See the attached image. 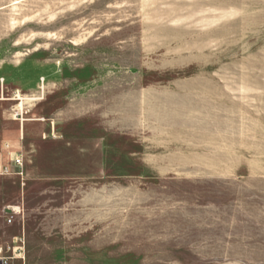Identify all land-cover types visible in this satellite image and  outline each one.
Masks as SVG:
<instances>
[{
  "label": "rangeland",
  "instance_id": "374dc122",
  "mask_svg": "<svg viewBox=\"0 0 264 264\" xmlns=\"http://www.w3.org/2000/svg\"><path fill=\"white\" fill-rule=\"evenodd\" d=\"M0 60L23 264H264V0H0Z\"/></svg>",
  "mask_w": 264,
  "mask_h": 264
},
{
  "label": "crops",
  "instance_id": "0c3cea01",
  "mask_svg": "<svg viewBox=\"0 0 264 264\" xmlns=\"http://www.w3.org/2000/svg\"><path fill=\"white\" fill-rule=\"evenodd\" d=\"M2 61V60H0ZM17 65L0 62V247L3 248V255L6 264H23L25 261L15 254L21 243H26L28 230L20 210V203L23 201L24 182L20 177L22 166L16 165L11 156L21 154L19 145L23 137L24 129L29 126L22 108L15 112V107H20V101L13 97L5 96L6 84L15 80L23 93L20 78L13 79V69ZM4 78V81L1 79ZM19 93V92H18ZM17 103V104H16ZM9 118L17 120V128L8 126ZM7 145L9 147H7ZM5 169L6 172H3ZM15 208H19L16 211ZM11 219V222H9Z\"/></svg>",
  "mask_w": 264,
  "mask_h": 264
},
{
  "label": "built area",
  "instance_id": "2783aa9c",
  "mask_svg": "<svg viewBox=\"0 0 264 264\" xmlns=\"http://www.w3.org/2000/svg\"><path fill=\"white\" fill-rule=\"evenodd\" d=\"M7 147L9 146L7 145ZM11 160L18 166H22L24 163V158L21 154H17L14 157L11 156ZM3 170H4L3 172H6L5 169ZM9 222H11V219H9ZM17 251H19L18 257L24 260L25 256H24V243L23 242L21 243L20 248L17 249ZM3 252H4L3 248L0 247V264H6V258L4 257Z\"/></svg>",
  "mask_w": 264,
  "mask_h": 264
}]
</instances>
